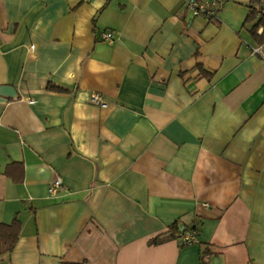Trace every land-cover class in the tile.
<instances>
[{"label": "crops", "instance_id": "0c3cea01", "mask_svg": "<svg viewBox=\"0 0 264 264\" xmlns=\"http://www.w3.org/2000/svg\"><path fill=\"white\" fill-rule=\"evenodd\" d=\"M185 1L0 0V264H264L261 1Z\"/></svg>", "mask_w": 264, "mask_h": 264}, {"label": "built area", "instance_id": "2783aa9c", "mask_svg": "<svg viewBox=\"0 0 264 264\" xmlns=\"http://www.w3.org/2000/svg\"><path fill=\"white\" fill-rule=\"evenodd\" d=\"M224 0H186L185 1V8L186 10L195 17H203L206 20H211L214 18L218 11L223 7ZM254 11L257 16L262 17L264 16V0H262L260 3L255 4ZM259 32L263 31V27H259ZM113 33L110 31H104L100 33V38L104 40H112L113 39ZM251 53L254 55H257L264 59V42L262 43H256L250 46ZM91 101L105 105V103L101 100V97L98 94H92ZM62 187V181L60 178H57L53 181H51L48 185V193L49 194H55L60 188ZM183 240H186L188 243L197 242L196 235L191 232H185L183 237Z\"/></svg>", "mask_w": 264, "mask_h": 264}, {"label": "trees", "instance_id": "16d2710c", "mask_svg": "<svg viewBox=\"0 0 264 264\" xmlns=\"http://www.w3.org/2000/svg\"><path fill=\"white\" fill-rule=\"evenodd\" d=\"M252 1L259 2L262 0H252ZM253 17H254V13L252 10H250L247 15V19H251ZM258 26H262L263 31L260 34H257V32L255 31H253V33L256 34L257 38L260 41L264 42V16L260 17L258 21L253 25L252 27L253 30H255ZM201 73L208 76L209 73L212 72H208L202 68ZM48 87L54 89V86L52 85H49ZM19 231H20V223L16 218L10 224L0 223V253H8L12 251L19 236ZM188 231L193 232L196 235V237L199 232L196 229V225L188 226L184 224L181 226L174 223L167 230V233H163L152 238L151 243L157 244L167 238L176 237L179 240L180 245L184 246L185 244H188V242L186 240H183L182 237L184 233ZM203 253H205V251H203Z\"/></svg>", "mask_w": 264, "mask_h": 264}, {"label": "water", "instance_id": "95a60500", "mask_svg": "<svg viewBox=\"0 0 264 264\" xmlns=\"http://www.w3.org/2000/svg\"><path fill=\"white\" fill-rule=\"evenodd\" d=\"M13 88L10 85H4L1 86V92L7 93V92H13Z\"/></svg>", "mask_w": 264, "mask_h": 264}, {"label": "rangeland", "instance_id": "374dc122", "mask_svg": "<svg viewBox=\"0 0 264 264\" xmlns=\"http://www.w3.org/2000/svg\"><path fill=\"white\" fill-rule=\"evenodd\" d=\"M253 20H254V19H253ZM253 20H250V23H251Z\"/></svg>", "mask_w": 264, "mask_h": 264}]
</instances>
